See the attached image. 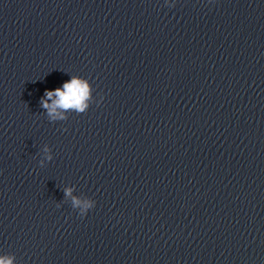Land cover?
<instances>
[{
    "label": "water",
    "instance_id": "obj_1",
    "mask_svg": "<svg viewBox=\"0 0 264 264\" xmlns=\"http://www.w3.org/2000/svg\"><path fill=\"white\" fill-rule=\"evenodd\" d=\"M4 256L264 264V0H0Z\"/></svg>",
    "mask_w": 264,
    "mask_h": 264
},
{
    "label": "clouds",
    "instance_id": "obj_2",
    "mask_svg": "<svg viewBox=\"0 0 264 264\" xmlns=\"http://www.w3.org/2000/svg\"><path fill=\"white\" fill-rule=\"evenodd\" d=\"M92 89L90 83L81 77L73 76L70 80L63 83L62 87L54 90H46L40 104L46 110L50 121L64 120L65 113L75 111L76 113H85L89 108ZM48 150L45 149V153ZM45 159L51 160V155H46ZM43 163V161H41ZM65 196H72V189H65ZM73 208L79 209L81 217L87 215L88 211L95 207L94 200H81L72 197ZM14 257H0V264H13Z\"/></svg>",
    "mask_w": 264,
    "mask_h": 264
}]
</instances>
